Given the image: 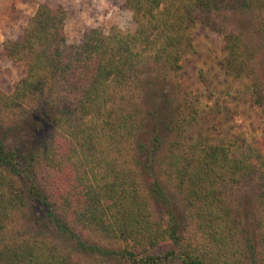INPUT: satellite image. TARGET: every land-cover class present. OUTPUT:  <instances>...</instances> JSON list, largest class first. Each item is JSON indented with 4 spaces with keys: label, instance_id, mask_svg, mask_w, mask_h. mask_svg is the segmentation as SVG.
I'll list each match as a JSON object with an SVG mask.
<instances>
[{
    "label": "trees",
    "instance_id": "1",
    "mask_svg": "<svg viewBox=\"0 0 264 264\" xmlns=\"http://www.w3.org/2000/svg\"><path fill=\"white\" fill-rule=\"evenodd\" d=\"M126 4L136 23L133 32L113 29L106 33L91 28L78 44H67L64 11L40 4L18 37L2 43L3 53L23 61L26 72L10 94L0 93V104L22 107L43 96L57 78L68 84L75 102L55 112L45 109L33 113L32 121L21 127L23 136L13 144L0 138V228L2 220L33 202L42 207L37 221L52 238L0 244V264H87L84 253L119 256L131 264H212L204 255L181 248L175 240L181 223L169 208L167 188L160 178L162 167L158 164L163 155L162 159H170L168 177L174 180L186 211L220 246L231 227V211L222 203L217 187V166H226L229 172L256 174L258 200L264 205V129L261 136L244 139L239 157L231 145L199 144L184 157L177 153L178 133L162 155L163 133L177 128L176 117L162 110L160 94L146 93L147 111L141 124H146L148 131L139 132L137 126L127 123L131 115L113 117L108 110L119 90L132 82V70L138 62L146 58L178 70L179 62L202 43L201 31L224 32L214 21L216 15L226 9L264 8V0H126ZM227 36V66L240 77L246 67L242 42L238 36ZM53 128L56 133L51 135ZM132 138L135 156L130 166L122 164L98 173L96 167L105 170L103 165L110 161L104 144L116 146L120 153ZM144 174L150 178V187L143 185ZM47 182L52 183L54 192L47 188ZM149 200L167 208L165 227L149 218ZM70 219L81 231L122 242L124 247H101L91 242ZM166 240L175 246H166Z\"/></svg>",
    "mask_w": 264,
    "mask_h": 264
},
{
    "label": "rangeland",
    "instance_id": "2",
    "mask_svg": "<svg viewBox=\"0 0 264 264\" xmlns=\"http://www.w3.org/2000/svg\"><path fill=\"white\" fill-rule=\"evenodd\" d=\"M40 4L64 11L67 44H78L83 34L91 28H101L108 33L113 29L133 32L136 27L126 0H0L2 94H10L15 83L26 72L23 61L14 60L3 53L2 43L18 37ZM214 21L224 32L219 34L215 29L201 31L202 43L199 42L196 52L179 62L180 69L172 71L162 62L146 58L138 62L132 70V82L128 81L119 90L116 102L108 109L113 117L118 114L131 115L127 123L137 126L139 132L148 131L147 125L141 124L145 122L142 117L146 116L147 95L151 92L160 94L164 99L162 110L176 117L177 128L171 133H163L162 155L169 146L168 142L178 133L177 153H182L184 157L196 150V144L227 148L231 145L237 148L236 157H239V145L244 139L259 137L264 129V8L252 11L226 9L216 15ZM228 34L238 36L242 42L246 67L240 77L227 66L225 37ZM51 85L43 96L22 107L0 104V138L13 144L15 139L23 136L21 127L32 121L33 113L45 109L55 112L74 106V95L63 79L57 78ZM50 132L53 135L56 130L53 128ZM104 150L109 154L110 161L103 165L105 170L96 167L98 173L104 171L105 174L107 170L110 172L111 168L122 164L128 167L135 156L133 138L126 141L120 153H117L116 146L110 148L107 144H104ZM161 159L158 164L162 167L160 178L167 188L169 208L174 210L181 223L175 239L179 246L194 254L204 255L212 264H264V205L258 200L256 174L244 170L229 172L226 166H217V187L221 190L222 203L231 211L230 231L227 230V239L220 246L221 243L198 227L195 216L186 211L183 199L174 187V180L168 177L170 159ZM183 162L182 159L178 164ZM164 167H168L167 171ZM144 175L141 179L143 185L148 187L150 178ZM47 188L55 191L51 182H47ZM146 207L150 211L149 218L158 226L165 227L169 219L167 208L151 200ZM42 212V207L33 202L15 210L9 219L2 220L4 225L0 228V244L35 237L52 239L37 221ZM70 222L80 234L101 247H124L122 242L103 240L93 236L89 230L81 231L72 219ZM165 243L166 246L173 244L172 240ZM82 258L87 264H131L123 257L106 254L90 256L84 253Z\"/></svg>",
    "mask_w": 264,
    "mask_h": 264
}]
</instances>
